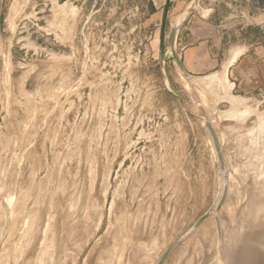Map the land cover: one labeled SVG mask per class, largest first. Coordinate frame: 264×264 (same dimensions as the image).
<instances>
[{
  "label": "rangeland",
  "instance_id": "obj_1",
  "mask_svg": "<svg viewBox=\"0 0 264 264\" xmlns=\"http://www.w3.org/2000/svg\"><path fill=\"white\" fill-rule=\"evenodd\" d=\"M168 7L0 0V264H264V86L185 76Z\"/></svg>",
  "mask_w": 264,
  "mask_h": 264
},
{
  "label": "crops",
  "instance_id": "obj_2",
  "mask_svg": "<svg viewBox=\"0 0 264 264\" xmlns=\"http://www.w3.org/2000/svg\"><path fill=\"white\" fill-rule=\"evenodd\" d=\"M167 2L172 11L168 15L177 26L175 45L185 76L205 80L225 74L230 90L240 91L239 96L264 86V43L240 39L228 44L225 31V24L237 19L233 13L246 4L256 5L255 19L258 25L264 23V0H152L153 16L161 9L163 16Z\"/></svg>",
  "mask_w": 264,
  "mask_h": 264
},
{
  "label": "water",
  "instance_id": "obj_3",
  "mask_svg": "<svg viewBox=\"0 0 264 264\" xmlns=\"http://www.w3.org/2000/svg\"><path fill=\"white\" fill-rule=\"evenodd\" d=\"M167 7H168V2H167V4H166V7H165V10H164V15H163V21H162V31H163V29H164V27H165V17H166V13H167ZM175 32H176V30H172V32H171V34H170V37H169V42H170V44H171V48H172V55H173V57L175 58V60H176V62H177V64H178V67H179V69L183 72V68H182V65H181V62H180V60H178L177 59V57L175 56V50H174V38H175ZM161 51H162V49H161Z\"/></svg>",
  "mask_w": 264,
  "mask_h": 264
},
{
  "label": "bare ground",
  "instance_id": "obj_4",
  "mask_svg": "<svg viewBox=\"0 0 264 264\" xmlns=\"http://www.w3.org/2000/svg\"><path fill=\"white\" fill-rule=\"evenodd\" d=\"M173 30H176V29H173ZM242 254V253H241ZM243 256V255H242Z\"/></svg>",
  "mask_w": 264,
  "mask_h": 264
}]
</instances>
